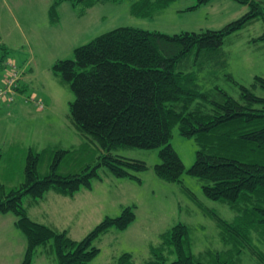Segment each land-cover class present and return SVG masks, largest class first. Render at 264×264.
Returning a JSON list of instances; mask_svg holds the SVG:
<instances>
[{
  "label": "trees",
  "instance_id": "trees-1",
  "mask_svg": "<svg viewBox=\"0 0 264 264\" xmlns=\"http://www.w3.org/2000/svg\"><path fill=\"white\" fill-rule=\"evenodd\" d=\"M64 1L51 2V21L57 19L56 8ZM70 1L81 3L85 11L105 0ZM171 1L135 0L132 10L144 15ZM209 1L198 0V4ZM236 1L246 4L248 11L220 29L169 34L118 26L76 47L73 58L54 63L53 72L74 94L69 119L100 150V161L60 173L58 165L70 151L56 150L50 171L41 174L38 166L44 151H31L19 186L6 187L0 180V213L16 215L15 223L27 241L19 264H32L38 248L50 239L56 264H90L100 252L95 240L111 227L126 229L136 218L134 206L125 207L116 217L106 216L83 239L73 240L66 230L31 219L22 200L25 194L38 199L53 188L73 195L82 187H92V180L100 178L99 166L115 176L140 180L134 172L146 170L147 163L114 154L123 147H161L156 174L179 182L186 167L170 142L174 125L198 144L187 172L201 180L205 196L228 203L237 213L228 221L202 206L231 248L196 255L188 225L179 222L163 235L175 259L168 261L161 248L153 247L154 257L148 264H244L251 253L258 261L255 264H264V247L260 248L264 244V95L255 91L264 89V77L256 75L250 85L239 82L225 71L223 49L229 35L257 20L264 22V0ZM253 40H264V33ZM221 74L233 84L235 95L214 84ZM38 106H44L43 100ZM2 157L0 148V163ZM245 250L249 253L242 256ZM118 264H134L131 253L121 255Z\"/></svg>",
  "mask_w": 264,
  "mask_h": 264
},
{
  "label": "rangeland",
  "instance_id": "rangeland-1",
  "mask_svg": "<svg viewBox=\"0 0 264 264\" xmlns=\"http://www.w3.org/2000/svg\"><path fill=\"white\" fill-rule=\"evenodd\" d=\"M52 1L0 0V90L6 83L10 93L0 97V180L6 187L23 182L31 151H44L38 166L41 174L50 171L56 150L70 151L63 154L58 165L60 173L93 167L100 161V150L87 142L69 119L74 94L53 72L58 59L73 58L76 47L118 26L169 34L220 29L249 9L236 0L199 4L198 0H172L159 11L150 9L139 15L132 10L135 0H105L85 11L81 3L67 0L57 6V19L51 21L48 10ZM263 33L264 22L257 20L229 35L223 44L225 71L233 73L239 82L250 85L256 75L264 77V40H253ZM9 67L15 77L7 80ZM214 84L233 95L237 93L223 74ZM255 91L264 95L261 87ZM42 100L44 106L40 107ZM18 102L26 105L23 113ZM170 142L186 167L181 181L169 182L156 174L154 166L160 162L161 147H123L114 154L147 163L146 170L134 172L140 180L115 176L105 166H99L100 178L92 180V187H82L73 195L53 188L38 199L25 194L22 200L28 216L57 231L66 230L73 240H81L106 216L116 217L125 207L134 206L136 218L126 229L111 227L95 240L100 252L90 264H118L120 256L127 252L134 264H148L154 257L153 247L161 248L171 261L176 254L169 252L163 235L179 222L188 225L196 255L231 248L222 239L221 227L202 206L228 221L237 215L236 211L224 201L205 196L201 180L187 172L196 159L195 138L182 135L174 125ZM16 220L11 212L0 213V264H19L23 260L27 241ZM248 253L245 250L242 256ZM255 260L251 253L244 258V264H255ZM32 264H56L53 239L38 248Z\"/></svg>",
  "mask_w": 264,
  "mask_h": 264
},
{
  "label": "built area",
  "instance_id": "built-area-1",
  "mask_svg": "<svg viewBox=\"0 0 264 264\" xmlns=\"http://www.w3.org/2000/svg\"><path fill=\"white\" fill-rule=\"evenodd\" d=\"M8 74H9V77L8 76L6 77L7 80L10 79V78L15 77V72H14V70L11 67L8 68ZM5 87H6V83H5ZM5 87L3 89H1V90H4V91L0 90V97H4V96L7 97V95L10 94L9 92H7V89ZM5 92H6V95L4 94ZM2 93H3V95H2Z\"/></svg>",
  "mask_w": 264,
  "mask_h": 264
},
{
  "label": "crops",
  "instance_id": "crops-1",
  "mask_svg": "<svg viewBox=\"0 0 264 264\" xmlns=\"http://www.w3.org/2000/svg\"><path fill=\"white\" fill-rule=\"evenodd\" d=\"M17 105H19L20 107H19V111H21L22 110V113L24 112V109H25V104H23V103H21V102H18L17 103ZM27 110H29L28 108H27Z\"/></svg>",
  "mask_w": 264,
  "mask_h": 264
}]
</instances>
